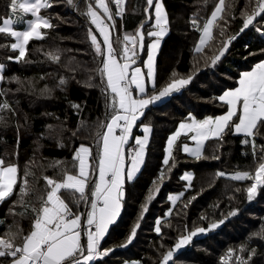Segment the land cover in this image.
<instances>
[{"label": "trees", "instance_id": "trees-1", "mask_svg": "<svg viewBox=\"0 0 264 264\" xmlns=\"http://www.w3.org/2000/svg\"><path fill=\"white\" fill-rule=\"evenodd\" d=\"M219 1L162 0L168 29L148 93L164 89L173 79H191L145 110L139 123L148 124L151 133L144 162L136 177L125 182L119 217L98 248L99 253L111 251L92 264H161L169 251L173 256L168 264H264V186L258 187L249 201L245 189L253 180L231 179L237 172L255 175L264 156V125L254 137L236 133L234 126H229L222 138L203 143L199 160L181 149L187 141L181 136L171 150L169 165L163 163L167 137L178 123L223 114L226 106L219 96L236 86L241 72L264 61V14L255 16L244 28L257 0H225L220 14L223 18L214 22L210 38L196 51L200 29ZM94 2L49 0L51 7L42 8L40 15L52 27L41 28L43 38L30 40L25 56L18 60L11 59L15 56L12 37L0 33V105H8L0 109V159L18 169L13 195L0 202V238H7L10 230L30 233L36 215L33 209L40 208L41 198L46 200L51 190L44 177L61 181L66 175H75L78 160L73 156L81 145L90 148L92 166L96 164L101 141L98 134L105 131L104 125L114 112L110 91L99 71L103 57L90 36V32L96 36L103 50L100 34L87 15ZM107 4L112 17L110 39L119 58L125 35L135 33L142 24L150 28L146 19L152 8L145 11L147 0H124L123 12L118 14L112 0ZM10 10L11 0H0V24ZM225 42L227 49L213 64ZM61 80L65 82L61 84ZM233 120L238 122L236 117ZM26 172L30 173L27 177ZM185 175L192 179H183ZM25 178L29 191L21 197ZM91 190L92 182L85 191L86 200L73 189H62L58 195L74 215H84L92 200ZM170 196L178 197L175 203ZM214 223L218 226L210 229ZM136 225V235L129 243L127 238ZM197 228L209 230L197 233L176 250L178 240ZM14 243L22 246V236ZM11 258L0 257V264Z\"/></svg>", "mask_w": 264, "mask_h": 264}, {"label": "snow or ice", "instance_id": "snow-or-ice-1", "mask_svg": "<svg viewBox=\"0 0 264 264\" xmlns=\"http://www.w3.org/2000/svg\"><path fill=\"white\" fill-rule=\"evenodd\" d=\"M68 3L71 4L72 0H68ZM115 3L118 14H122L124 0H115ZM17 4L23 13H30L35 19L27 22L26 30L14 31L12 27L14 21L5 18L3 20V26H0V33H8L15 38V43L11 45V48L13 50H19V58H23L26 54V45L29 41L43 38L40 29L52 27L48 19L42 18L39 15L42 8L51 7V4L49 0H21L19 3L18 0H12L11 7L13 11H15ZM96 4L97 7L103 9L104 14L109 19L112 18L105 0H96ZM147 5L146 12L154 6L156 25L159 27V31H149L148 36L162 37L166 31L164 26L168 22L164 6L161 0H147ZM224 5L225 0H220L219 4H217L215 10L212 12L211 19L204 25V37H210L214 22L218 18H223L220 14L223 12ZM261 14H264V0H257V6L253 14L247 16L244 20V28H247L253 23L255 16ZM87 15L91 17L92 24L96 26V29L103 36L106 53L102 50L96 36L90 32L92 44L95 46L97 53L103 57V67L99 71L106 77L107 88L113 94L110 106L114 114L111 116L110 121L104 125L107 130L102 134H98L102 139V148L98 158L99 180L94 182L95 186L91 192V211L87 213L89 231H87L86 250L81 241V232L78 231L81 226V216L74 215L68 207V204L58 195L62 189H73L75 192L80 193L81 200L87 199L85 189L91 174L88 163V157L91 153L88 147L81 145L77 149L74 157V159L79 161L78 176L66 175L62 182L44 177L51 190L47 193L46 200L41 198L40 208L33 209L36 215L30 233L23 235L22 232L12 233L10 230L5 234L7 238H0V257H12V264H88L94 256L106 255L108 251H111L109 249L103 253H99L97 250L109 226L119 215L121 200L124 195L122 186L125 176L128 180H131L144 162L145 147L148 143L151 129L148 126H144L143 138L136 137L135 143L137 148L128 152V159H130V165L128 166L125 165L124 145L128 142L133 126L145 114L144 110L148 105L169 95L171 92L179 90L188 84L191 79H173L158 95H153L147 99L136 98L130 90V85L134 84L140 94L145 92L144 76L141 73V69L138 67L135 69L131 68V65L136 62L133 57L136 55L134 49L136 47L137 37H139L141 49L144 47L142 30H138L134 36H124V41L130 43L132 48L130 49L125 44L118 58L110 41L109 32L107 31L109 26L104 23L91 5H89ZM149 18L151 19V13H149ZM142 28L143 24L141 25ZM205 43L206 40L201 38L200 45ZM200 45L196 48L198 52L201 51ZM227 47L228 43L225 42L220 55L213 58V64L220 59V56L224 54V50ZM148 48L149 54L145 67L148 69L147 78L153 80L154 54L155 50L159 48V39L149 45ZM53 59L58 60V57H53ZM121 60L124 62L121 63ZM2 67L0 65V69ZM64 82V80L60 81L61 84ZM219 99L228 105L227 113L215 119L207 118L203 121H197L192 118L190 123L181 122L176 133L168 139V147L166 149L168 155L164 158V165H169L172 146L182 132L194 133L191 139L196 142V147L189 148L185 145L183 150L194 156L197 160L201 159V146L203 142L210 137L222 138V133L229 126H234L236 133H243L248 137H254L257 134L258 128L264 125V61L256 64L251 71L242 73L239 79V87L234 90L225 91ZM7 108V104L0 105V109ZM234 117L238 118V123L233 120ZM117 129L120 130L119 135L116 134ZM244 142L248 143L247 140ZM252 144L253 154L256 155L254 140ZM261 151L264 152V146H261ZM133 152L135 153L134 155L132 154ZM260 160L262 162L256 168L254 176L249 172H237L231 177V179L237 181L253 180L251 186L245 189L249 201L253 199L257 188L264 186V156L260 157ZM17 172V166L5 165L4 160L0 159V202L5 201L13 195L15 186L18 183ZM29 174L26 172L25 177ZM218 175H223V173H219ZM163 177L164 172L162 171L159 179L162 181ZM183 179L190 181L192 177L185 175ZM28 191V181L25 178L20 188L21 197L27 195ZM151 198L150 195L149 199ZM169 199L175 203L178 197L170 196ZM230 214L235 215L236 213L232 212ZM159 223L157 221L158 225ZM219 223H222V221ZM138 226L136 225L132 228L131 234L127 238L129 243L135 237ZM217 226L218 224L214 223L209 228L214 229ZM93 227L95 229L94 231L91 230ZM207 230L209 229L197 228L189 235L181 237L175 249L178 250L184 245H187L197 233H203ZM156 232L158 234L160 233L159 226H157ZM18 236H22L23 238L22 246H16L14 243V240ZM244 250L242 247L241 251ZM85 251L87 254H85ZM232 251L231 249L229 250V255L232 254ZM172 256L173 251H169L163 256L161 264H168ZM237 259L240 260V257H237ZM241 264H245V262L241 261Z\"/></svg>", "mask_w": 264, "mask_h": 264}, {"label": "crops", "instance_id": "crops-1", "mask_svg": "<svg viewBox=\"0 0 264 264\" xmlns=\"http://www.w3.org/2000/svg\"><path fill=\"white\" fill-rule=\"evenodd\" d=\"M106 4H107V0H106ZM108 5V4H107ZM93 8H95V10H96V12H97V14H98V16H100V18L104 21V23L106 24V25H108L109 26V23H110V20L111 19H109L108 18V16L107 15H105L104 14V12H103V9H101V8H99V7H97V4H96V0H95V2H94V5H93ZM94 10V11H95ZM96 27V26H95ZM98 31V30H97ZM107 31L109 32V35H110V27H108V29H107ZM98 33L100 34V32L98 31ZM100 37H101V39H102V47H103V51L106 53V47L104 46V43H103V36L100 34ZM110 41H111V39H110ZM137 44V46H138V43H136ZM137 48L135 49V52H137ZM131 54V53H130ZM138 57V55H135L133 58L135 59V64H132L131 65V68L132 69H135V68H140L141 69V73L143 74V75H145V78H144V87H145V92L143 93V94H140L139 92H138V90L135 88V85L133 84V85H130V87L132 88L131 89V91L133 92V95L136 97V98H145V99H147V98H149V97H151V96H153V95H155L156 93H154V94H149L148 93V90H149V88H151L152 86H153V84H154V79L151 81L150 79H148L147 77H146V70L143 68V63H142V60H143V57H139V58H137ZM121 63H123L124 61L123 60H121L120 61ZM262 62V61H261ZM258 63H260V62H258ZM258 63H256V64H258ZM255 64V65H256ZM255 65H253L250 69H248V70H246V71H243V72H241L240 73V75H239V77H238V79H237V83H236V86L234 87V88H232V89H228V90H226V91H229V90H234L235 88H237V87H239V79H240V76H241V74L242 73H244V72H247V71H251L254 67H255ZM154 76H155V70H154ZM104 78H105V81H106V84H107V80H106V77L104 76ZM129 78H130V76H129ZM110 91V90H109ZM178 91V90H177ZM175 92V91H174ZM225 92V91H224ZM224 92L220 95V96H222L223 94H224ZM168 96V95H167ZM166 96V97H167ZM219 96V97H220ZM112 97H113V94L111 93V91H110V100H111V102H112ZM219 101L221 102V103H223L225 106H226V111L223 113V114H221V115H224V114H226L227 113V110H228V105L227 104H225L224 102H222L220 99H219ZM153 104V103H152ZM152 104H150V105H152ZM150 105H148V107L150 106ZM147 107V108H148ZM146 108V109H147ZM145 109V110H146ZM145 110H144V112H145ZM114 114V113H113ZM221 115H217V116H215V117H206V118H203V119H201V120H197V121H203V120H205V119H207V118H212V119H215L216 117H218V116H221ZM142 118V117H141ZM141 118L139 119V120H137V122H136V125H134L133 126V129H132V133H131V135L129 136V139H128V142H130V141H132L135 145H136V143H135V141H134V139H135V136H134V129H137V131H138V133H144L143 132V126H142V124L143 123H139L140 122V120H141ZM111 119V118H110ZM110 121V120H109ZM108 121V122H109ZM122 123V122H121ZM238 123V122H237ZM107 129H105V131H106ZM104 131V132H105ZM116 134L117 135H119V133L116 131ZM194 135V133H192V132H190L189 134H186V133H184V134H182L181 136H184V137H190V136H193ZM144 136V135H143ZM143 138V137H142ZM210 138H215V137H210ZM127 142V143H128ZM190 142L191 141H185V143L188 145V146H190L191 144H190ZM205 142V141H204ZM203 142V143H204ZM126 143V144H127ZM126 144L124 145V149H125V146H126ZM202 146H203V144H202ZM202 146H201V149H202ZM85 147H87V146H85ZM80 148V147H79ZM78 148V149H79ZM89 148V147H88ZM101 148H102V139H101V141H100V148H99V153H100V151H101ZM136 148H137V145H136ZM90 149V148H89ZM146 152V151H145ZM90 153H91V151H90ZM189 154V153H188ZM98 158H99V154H98ZM98 158H97V161H96V164H95V166H92V162H91V154H90V156L88 157V163H89V166H90V176H89V178H88V182H87V187H86V189H85V191L87 190V188H88V185L92 182V190L94 189V186H95V184H94V182H96V181H98L99 180V171H98ZM144 158H145V155H144ZM143 164V163H142ZM125 165L126 166H128V165H130V161H128L127 159H126V156H125ZM142 166V165H141ZM141 168V167H140ZM140 170V169H139ZM139 170L136 172V174L133 176V178L132 179H134L135 177H136V175H137V173L139 172ZM78 173H79V161H78V169H77V173L75 174L76 176H78ZM131 179V180H132ZM131 180H128L127 178H126V176H125V179H124V182H123V186H124V184H125V182L126 181H131ZM123 186H122V189H123ZM92 190H91V192H92ZM89 211H91V202H90V206H89V208H88V210H87V212L84 214V215H81V214H78V215H80L81 216V226H80V228L78 229V231H80L81 232V241H82V244L85 246V250H86V244H87V231H89V226L87 225V213L89 212ZM120 211H121V207H120ZM120 213V212H119ZM118 217H119V215H118ZM117 217V218H118ZM117 218H116V220H117ZM115 220V221H116ZM114 221V222H115ZM113 222V223H114ZM112 223V224H113ZM111 224V225H112ZM111 225L109 226V229H110V227H111ZM109 229H108V231H109ZM91 230L92 231H94L95 229H94V227L93 228H91ZM108 231H107V233H108ZM106 233V234H107ZM106 234H105V236H106ZM104 236V237H105ZM103 237V238H104ZM102 238V239H103ZM98 251V250H97ZM85 254H87L86 253V251H85ZM100 257V255H96V256H94V258L92 259V260H90L89 262H90V264H92V262L95 260V259H97V258H99ZM12 260H13V258H11L10 260H9V262L7 263V264H12Z\"/></svg>", "mask_w": 264, "mask_h": 264}, {"label": "rangeland", "instance_id": "rangeland-1", "mask_svg": "<svg viewBox=\"0 0 264 264\" xmlns=\"http://www.w3.org/2000/svg\"><path fill=\"white\" fill-rule=\"evenodd\" d=\"M11 2H12V0H11ZM19 2H21V0H18V3ZM161 2H162V0H161ZM220 2V1H219ZM219 2L217 3V4H219ZM105 3H106V0H105ZM162 4H163V2H162ZM164 6V5H163ZM217 6V5H216ZM216 6H215V8H216ZM215 8H214V10H215ZM93 10H95V8H93ZM164 10H165V8H164ZM213 10V11H214ZM96 11V10H95ZM212 11V12H213ZM165 14H166V17H167V13H166V11H165ZM39 15H40V13H39ZM211 15H212V13L208 16V18L204 21V23H203V25H202V27H201V29H200V38H199V40H198V43H197V45H196V48H197V46L198 45H200V40H201V38H204L205 40H206V42L208 41V39L210 38V37H204V31H203V29H204V25L207 23V21L209 20V19H211ZM41 16V15H40ZM42 17V16H41ZM5 18H8V19H12L13 21H14V23H13V25H12V27H13V30L14 31H24V30H26V28H27V22L28 21H31V20H33V19H35V17H33L30 13H27V14H25V13H23L20 9H19V7H18V4H17V7H16V9H15V11H13V9H12V7H11V10H10V14L7 16V17H5ZM4 18V19H5ZM42 18H44V17H42ZM3 19V20H4ZM3 20H2V22H1V24H0V26H3ZM146 21H150L151 22V24H150V28H148V29H145V28H142L141 29V25L139 26V28L137 29V31L138 30H142V32H143V36H144V39H143V45H144V47H143V49H141V47H140V43H139V37H137L136 39H137V43H138V46H137V44H136V47H135V49L137 48L138 50H137V52H135L136 53V55H138V57L137 58H139L140 56L141 57H143V60H142V63H143V68L146 70V77H147V72H148V69H147V67H145V63L147 62V60H148V54H149V48H148V46L149 45H151L152 43H154L157 39H159V48H160V44H161V42H162V39H163V37L165 36V34L167 33V24L164 26L165 27V29H166V31H165V33H164V35L162 36V37H159V38H157V37H151V36H148V32L149 31H159V27L156 25V18H155V8H154V6L152 7V10H151V19L149 18V16L147 17V19H146ZM168 21V20H167ZM168 23V22H167ZM41 30V29H40ZM136 31V32H137ZM136 32L135 33H133V34H129V35H135L136 34ZM211 34V33H210ZM11 36V35H10ZM12 37V36H11ZM146 38L148 39L147 41H146ZM13 43H15V38L14 37H12V43H11V45L13 44ZM126 44H127V46L131 49L132 48V45L130 44V43H128L127 41H126ZM204 46V44L203 45H200V47L202 48ZM159 48L158 49H156L155 50V54H154V70H155V61H156V57H157V53H158V51H159ZM135 49H134V51H135ZM15 51V56L13 57V58H11L12 60H18V58L20 57V53H19V50H14ZM19 59H21V58H19ZM134 59V58H133ZM0 65H2L1 63H0ZM3 66V65H2ZM144 76V78H145V75H143ZM0 77H1V69H0ZM152 81V80H151ZM145 83V82H144ZM192 118H194V117H192ZM192 118H190V119H187V120H185V121H182V122H187V123H190L191 122V119ZM194 119H196V118H194ZM197 120V119H196ZM200 120V119H199ZM181 123V122H180ZM180 123H178V125L175 127V129L168 135V137H167V140H166V143H165V149H164V152H165V156L166 155H168V153L166 152V149H167V147H168V139H169V137L170 136H172L173 134H175L176 133V131H177V129L179 128V125H180ZM142 126L144 127V126H148L150 129H151V127L148 125V124H142ZM150 133H151V131H150ZM150 133H149V137H150ZM190 132H187L186 134H189ZM182 134H184L183 132L181 133V135ZM143 135H144V133H135L134 134V136H135V139H136V137H140V138H142L143 137ZM181 135L179 136V137H181ZM178 137V138H179ZM191 137L192 136H190V137H187V141H191L190 142V144L193 142V140L191 139ZM135 139H134V141H135ZM148 141H149V138H148ZM176 142V141H175ZM175 142H174V144H173V146L175 145ZM148 144V143H147ZM185 145H187L185 142H183L182 143V145H181V149L183 150V148H184V146ZM147 146V145H146ZM173 146H172V148H173ZM188 146V145H187ZM189 148H195L196 147V142L194 141L190 146H188ZM172 150V149H171ZM145 151H146V147H145ZM184 151V150H183ZM186 153V152H185ZM186 154H188V153H186ZM188 155H190V154H188ZM192 156V155H191ZM141 167V166H140ZM141 169V168H140ZM234 174H236V173H234ZM234 174H232V175H234ZM63 180H61V181H57V182H62ZM1 222V221H0ZM182 248V247H181ZM180 248V249H181ZM177 250V249H176ZM88 264H90V262H88ZM123 264H137L135 261H130V262H124Z\"/></svg>", "mask_w": 264, "mask_h": 264}, {"label": "built area", "instance_id": "built-area-1", "mask_svg": "<svg viewBox=\"0 0 264 264\" xmlns=\"http://www.w3.org/2000/svg\"><path fill=\"white\" fill-rule=\"evenodd\" d=\"M112 2H113V5H114L115 10L118 12L117 5H116V3H115V0H112ZM131 89H132V88L130 87V90H131ZM160 91H161V90H160ZM160 91H157L155 95H158ZM165 97H166V96L162 97V98H161L160 100H158V101H154L153 104H158V103H159L162 99H164ZM117 132L120 134V130H119V129H117ZM135 148H136V145H135L133 142H128V143L126 144V146H125V156H126V159H127L128 161H130V159H128V152L132 151V150L135 149ZM132 154L134 155L135 153L133 152Z\"/></svg>", "mask_w": 264, "mask_h": 264}, {"label": "water", "instance_id": "water-1", "mask_svg": "<svg viewBox=\"0 0 264 264\" xmlns=\"http://www.w3.org/2000/svg\"><path fill=\"white\" fill-rule=\"evenodd\" d=\"M91 18V17H90ZM74 157H75V154H74V156H73V159H74ZM74 160H77V159H74Z\"/></svg>", "mask_w": 264, "mask_h": 264}]
</instances>
